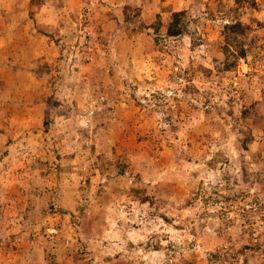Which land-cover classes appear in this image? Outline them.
<instances>
[{"label": "rangeland", "instance_id": "1", "mask_svg": "<svg viewBox=\"0 0 264 264\" xmlns=\"http://www.w3.org/2000/svg\"><path fill=\"white\" fill-rule=\"evenodd\" d=\"M252 1L0 0V264H166L157 236L181 249L172 264L242 244L238 262L218 264H264V183L240 187L251 171L264 180L250 161L264 148V0ZM178 11L194 34L154 42L149 26ZM226 23L247 26L242 57ZM252 110L263 122L241 151ZM219 150L245 163L215 193Z\"/></svg>", "mask_w": 264, "mask_h": 264}, {"label": "trees", "instance_id": "2", "mask_svg": "<svg viewBox=\"0 0 264 264\" xmlns=\"http://www.w3.org/2000/svg\"><path fill=\"white\" fill-rule=\"evenodd\" d=\"M56 1V7L60 6V0H53ZM232 2V9L235 11H238V9L240 7H242L243 5L248 7V8H252V9H256V5L254 3V1L252 0H231ZM188 18L189 15L187 14V12L185 11H178V12H172L168 18L166 19H161V17L158 15L156 17V20L154 21V23L149 26L151 32L149 35H152L153 37V41L154 42H164L167 43V38L168 37H176L175 39H178V37H180V33L183 30H186L189 32V34H194V32H190L189 28H188ZM222 28L224 30V32H226V34L224 35V39L226 41V43L230 44L233 46V48L235 50H238V54L240 57L243 56V52H244V47L242 46L243 43L246 41V37H247V26H242L239 23H235V24H231V23H226L222 25ZM46 29V28H44ZM122 31L126 34V38H132L133 36L136 37V35L140 32V29L135 28V27H127L126 25H123V27H121ZM41 31V29H40ZM44 33V31H42ZM193 39V45H197V38H191ZM192 47V46H191ZM228 48L225 46V48L223 49V53L225 55H228ZM229 58L226 56V66L225 69L226 71L229 70L230 66L232 64H234V60H230L229 62ZM49 71L43 72L42 69L40 68V71L38 74H44V73H48ZM58 102L51 97L48 100V106L50 107H55L57 106ZM232 108L233 105H229L228 108L226 109V112L228 113L229 116L232 115ZM57 114H61V112H57ZM243 119L246 120V118H251L252 121L249 123V126L247 127H243V126H239V130H238V135L240 138H238V142L240 143V147H241V151L242 150H246V151H250L251 149H249L250 147L253 148V144L256 141L255 136H253L251 134V127H253L252 125H254V127L259 128L262 125V120H263V116L259 115L258 113L255 112V110H252L250 112V114L248 116H244L242 117ZM256 119V121H255ZM261 124V125H260ZM228 132L232 133L233 131H235V128H233V126L230 124L228 125ZM220 130L221 132H223V128L220 125ZM215 130V129H214ZM212 128V131H214ZM224 135H226L227 133H223ZM225 137V136H224ZM209 138V137H207ZM264 143V135L262 137V141ZM253 143V144H252ZM248 144V146H247ZM252 144V145H251ZM224 150H226V146H223ZM264 148L260 147L258 148V151L256 152H252L250 153V156H252V159H250V161L254 160H258V161H262L264 162V157L262 158L261 154L262 152H264L263 150ZM252 151V150H251ZM225 152H223V150H219L218 152H216L213 156V161L212 162H207L208 166H211L215 168L216 163H218V161H221V163L225 164L223 166H220L219 170H217V172H220V178L218 179V184H216L215 186V190H213L215 193H218L220 191H226L230 189V187H228V185L226 183H230L232 185L236 184L237 181H235L234 179V172H239L242 173L244 172L243 170V166L242 163L244 164V158L241 156V154H239V161L240 164L238 165V167L235 165L233 166L231 164V166H229V162L228 159L230 158L229 156H226L223 154ZM217 161V162H216ZM249 162V161H247ZM215 163V164H214ZM124 166L117 164V169L119 171L120 175H124L125 170H122ZM213 168V169H214ZM121 169V170H120ZM237 170V171H236ZM243 175V174H242ZM242 182H240V187L241 188H253L254 187V183L255 182H262L264 183V180L262 179V175L258 172L255 171H251L248 174H245L242 177ZM198 185V184H197ZM182 188L184 189V187L182 186ZM200 196H203L204 194H199ZM226 201L228 202V196H226ZM256 201V199L252 200V202ZM164 200H160L158 199L156 201V207L159 206L161 207ZM159 203L161 205H159ZM158 207V208H159ZM209 212L208 211H204V216H202V212L200 213V216L197 215L198 219L201 220H207ZM220 224L222 223V227L218 226L215 230L214 233H216L217 236H221L224 232H225V228L228 227L229 222H227L226 220L223 219V217L219 218ZM158 239V240H157ZM157 242L155 244L159 245L158 247L161 248V250H163V253H166L165 248L161 246L160 241L161 239L158 238V236L156 237ZM154 247L155 250L158 251V249L156 248V245H152ZM152 247V248H153ZM159 248V249H160ZM250 246L247 244H242L241 246H239L236 250H233L231 248V246H229L225 251H215V250H211L209 252H207L205 254V264H218L219 262H224V261H228V260H236V262H238V255L242 254L244 250L249 249ZM243 264H245V260L243 258L242 260Z\"/></svg>", "mask_w": 264, "mask_h": 264}, {"label": "built area", "instance_id": "3", "mask_svg": "<svg viewBox=\"0 0 264 264\" xmlns=\"http://www.w3.org/2000/svg\"><path fill=\"white\" fill-rule=\"evenodd\" d=\"M165 248V251L167 253V258L165 260L166 264H172L174 261V255L181 252V249L178 246L175 245H163ZM194 247V244L192 242H187L185 246H183L184 250L191 251Z\"/></svg>", "mask_w": 264, "mask_h": 264}, {"label": "water", "instance_id": "4", "mask_svg": "<svg viewBox=\"0 0 264 264\" xmlns=\"http://www.w3.org/2000/svg\"><path fill=\"white\" fill-rule=\"evenodd\" d=\"M173 38V37H172Z\"/></svg>", "mask_w": 264, "mask_h": 264}]
</instances>
